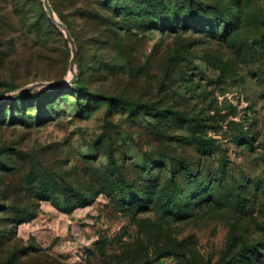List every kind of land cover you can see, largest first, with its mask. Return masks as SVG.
<instances>
[{
	"label": "rangeland",
	"instance_id": "374dc122",
	"mask_svg": "<svg viewBox=\"0 0 264 264\" xmlns=\"http://www.w3.org/2000/svg\"><path fill=\"white\" fill-rule=\"evenodd\" d=\"M48 2L74 74L42 0H0V192L36 213L0 194V264H264V0Z\"/></svg>",
	"mask_w": 264,
	"mask_h": 264
},
{
	"label": "trees",
	"instance_id": "16d2710c",
	"mask_svg": "<svg viewBox=\"0 0 264 264\" xmlns=\"http://www.w3.org/2000/svg\"><path fill=\"white\" fill-rule=\"evenodd\" d=\"M110 7H112V9L114 8L113 4L109 5ZM94 16V15H92ZM62 21V24L68 29L70 36L75 40V36L73 35L72 31H71V27L70 25L67 23V21H63L62 19H60ZM45 21H46V17H45ZM48 21V19H47ZM49 20V24H51V27L53 26V29L57 32V34L61 35L59 30L56 28V26ZM37 30L40 31V28H36ZM60 89V88H59ZM61 91H66V89ZM77 90V89H75ZM76 99H77V104L78 106L81 105V93L80 92H76ZM23 100V95L17 97L16 99L13 100V102H10L7 106H9V108L11 109V111L13 112L14 110L17 109L18 107V103H20V101ZM153 104H148L146 105V109H149L150 107L153 108ZM155 108V107H154ZM180 115V114H178ZM1 119V116H0ZM3 171H8L9 169H6L7 167L5 166H1ZM17 189H10L8 186H6L5 191L4 192H0V194H2L4 196V202L2 204V213H6V214H12L13 213V217L10 218V221H12L13 225L16 226L20 223H27L29 221H31L32 219L35 218L36 213L32 211V207L30 206L31 204L29 203H25L24 201L27 199L26 197L24 198L23 196L19 197L18 195L21 194V192H16ZM23 205V208L20 209Z\"/></svg>",
	"mask_w": 264,
	"mask_h": 264
},
{
	"label": "water",
	"instance_id": "95a60500",
	"mask_svg": "<svg viewBox=\"0 0 264 264\" xmlns=\"http://www.w3.org/2000/svg\"><path fill=\"white\" fill-rule=\"evenodd\" d=\"M42 2L44 5V8L48 14V17L60 30H62L65 39L67 40V42L70 45V50H71L72 56H71L69 68H70V71L74 74L75 73V62H76V49L74 46V41H73L72 37L70 36L68 29L57 19V17L55 15L54 11L52 10L48 0H42ZM73 80H74V76H72V78L69 80L68 83H64V82L49 83V84H47V87H49L50 89H59V88H62L64 86H71ZM33 87L34 86L24 88V89L20 90L19 92L12 94L10 96V98L14 99V98H17L21 95H24Z\"/></svg>",
	"mask_w": 264,
	"mask_h": 264
},
{
	"label": "bare ground",
	"instance_id": "6f19581e",
	"mask_svg": "<svg viewBox=\"0 0 264 264\" xmlns=\"http://www.w3.org/2000/svg\"><path fill=\"white\" fill-rule=\"evenodd\" d=\"M72 74V72H70ZM71 78V77H70ZM70 78L68 80H70Z\"/></svg>",
	"mask_w": 264,
	"mask_h": 264
}]
</instances>
